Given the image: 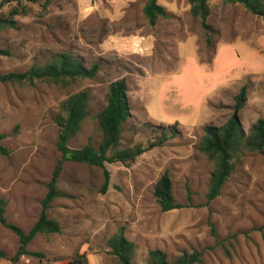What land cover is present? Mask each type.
Returning <instances> with one entry per match:
<instances>
[{
    "label": "rangeland",
    "instance_id": "1",
    "mask_svg": "<svg viewBox=\"0 0 264 264\" xmlns=\"http://www.w3.org/2000/svg\"><path fill=\"white\" fill-rule=\"evenodd\" d=\"M1 1L0 15H5L10 6ZM145 1L38 0L27 15L15 17L16 28L0 31V74L24 72L63 52L86 67L97 63L100 68L93 79L66 88L39 80L0 82V134L6 135L0 144L7 151L0 154V198L7 202L8 223L28 232L38 218L59 158L53 120L69 94L89 95V115L69 140L70 148L97 146L101 134L96 116L106 104L109 84L119 79L126 83L129 105L120 147L145 148L170 128L175 131L129 164L98 168L64 163L59 196L47 210L61 232L36 235L27 249L45 257H21L16 264H68L80 254L87 264H119L106 242L120 228L136 246L133 264H148V251L154 249L169 261L197 251L200 264H264V156L246 153L220 195L206 204L213 163L198 152L204 127L228 120L242 85L247 87L246 103L238 112L243 130L264 120V18L237 4L209 0L210 30L205 32L190 16L188 0H157L169 16L150 26L142 11ZM223 45L231 46L240 59H251L253 66L227 78L195 112L170 106V98L161 92L163 83L178 73L186 57L211 64ZM227 55L219 66L226 64ZM185 74L176 80L173 99H185L188 83L197 79L192 68ZM104 171L109 181L101 193ZM164 172L182 208L163 212L157 204L154 186ZM17 246V238L0 225V249L10 257ZM0 264L10 263L0 259Z\"/></svg>",
    "mask_w": 264,
    "mask_h": 264
},
{
    "label": "trees",
    "instance_id": "2",
    "mask_svg": "<svg viewBox=\"0 0 264 264\" xmlns=\"http://www.w3.org/2000/svg\"><path fill=\"white\" fill-rule=\"evenodd\" d=\"M221 1L226 4L240 5L250 14L264 18V0ZM37 2L38 0H2L1 5L10 6V8L5 15H0V31L16 28L15 17L27 15L31 11L30 5ZM188 4L190 16L199 20L200 26L205 32L209 31L210 26L206 22L210 15L209 0H188ZM142 11L150 26L155 25L159 19H166L169 16L165 9L157 4V0H146ZM204 40L205 44L209 46L210 38L205 36ZM200 63L210 64L209 61H200ZM99 70L97 63L86 67L81 60L63 52L44 63L33 64L24 72L0 74V82L21 83L26 80L31 83L34 80H39L66 88L77 81L93 79ZM246 97L247 87L242 85L233 97L232 114L228 120L219 127L206 126L203 129V136L198 143V152L213 163L206 193V204L220 195L235 164L246 153L256 152L264 156V120L258 119L247 132L243 130L239 122L238 112L244 107ZM88 105L89 95L86 91L69 94L59 104L58 113L53 120L58 129L56 150L59 153V158L53 168L51 178L46 184V194L40 202L38 218L28 232L7 222L5 218L7 202L0 198V225L9 230L17 238L18 243L14 255L10 257L0 249V259L8 260L10 264H16L21 257L38 259L45 257L43 253L29 251L27 245L38 234L53 235L61 232L60 224L48 217L47 210L59 196L57 181L64 163L74 162L98 168H103L106 163L129 164L145 151L161 146L175 134L174 129L170 128L169 134L163 132L157 141L149 143L145 148L140 146L120 147L123 125L129 117V105L126 96V83L124 79H119L109 84L106 104L96 116L101 134V140L97 146L87 143L81 148H70L69 140L79 134L82 124L89 115ZM5 137L6 135L1 133L0 142ZM0 154H7L1 144ZM108 181V172L104 171L101 193L107 189ZM153 195L163 212L182 208V205L177 203L173 197L172 182L167 172L162 173L156 181ZM106 247L109 255L113 256L119 264H133L136 246L125 238L122 228L107 240ZM147 263L200 264L201 253L197 251L182 252L177 258L169 261L165 253L154 249L148 251ZM68 264H87V261L85 256L80 254L71 259Z\"/></svg>",
    "mask_w": 264,
    "mask_h": 264
},
{
    "label": "crops",
    "instance_id": "3",
    "mask_svg": "<svg viewBox=\"0 0 264 264\" xmlns=\"http://www.w3.org/2000/svg\"><path fill=\"white\" fill-rule=\"evenodd\" d=\"M227 53L228 61L226 64H221L222 55ZM252 60L246 58L240 59L231 46L223 45L218 49L217 54L211 64L207 65L197 61L195 56L190 55L183 60V63L178 70V73L171 75L169 81L163 83L161 87L162 95L167 96L170 106H176L177 111L195 112L200 108L204 99L210 98L211 94L217 87L221 86L229 77L239 76L243 73V66L249 70L252 65ZM192 68L196 72L197 79L191 84L188 83L186 98L183 100L173 99L178 93L176 80H182L187 70ZM175 85V86H174Z\"/></svg>",
    "mask_w": 264,
    "mask_h": 264
}]
</instances>
